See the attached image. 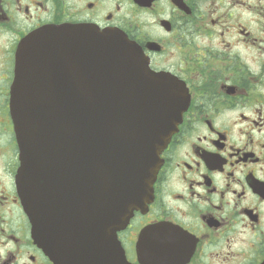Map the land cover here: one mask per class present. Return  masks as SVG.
<instances>
[{
	"label": "flooded vegetation",
	"instance_id": "obj_1",
	"mask_svg": "<svg viewBox=\"0 0 264 264\" xmlns=\"http://www.w3.org/2000/svg\"><path fill=\"white\" fill-rule=\"evenodd\" d=\"M62 24L123 31L189 94L151 203L87 249L104 264H264V0H0V264H71L33 237L11 114L20 46Z\"/></svg>",
	"mask_w": 264,
	"mask_h": 264
},
{
	"label": "water",
	"instance_id": "obj_2",
	"mask_svg": "<svg viewBox=\"0 0 264 264\" xmlns=\"http://www.w3.org/2000/svg\"><path fill=\"white\" fill-rule=\"evenodd\" d=\"M167 78L122 31L48 26L21 45L11 99L17 183L51 258L104 264L87 248L152 201L188 102Z\"/></svg>",
	"mask_w": 264,
	"mask_h": 264
},
{
	"label": "rangeland",
	"instance_id": "obj_3",
	"mask_svg": "<svg viewBox=\"0 0 264 264\" xmlns=\"http://www.w3.org/2000/svg\"><path fill=\"white\" fill-rule=\"evenodd\" d=\"M152 23H154V20L153 19H149L148 24H152Z\"/></svg>",
	"mask_w": 264,
	"mask_h": 264
}]
</instances>
